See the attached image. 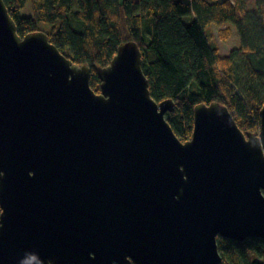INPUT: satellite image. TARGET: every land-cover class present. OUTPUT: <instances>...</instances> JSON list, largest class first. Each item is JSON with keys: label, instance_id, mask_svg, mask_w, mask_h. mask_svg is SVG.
I'll use <instances>...</instances> for the list:
<instances>
[{"label": "water", "instance_id": "water-1", "mask_svg": "<svg viewBox=\"0 0 264 264\" xmlns=\"http://www.w3.org/2000/svg\"><path fill=\"white\" fill-rule=\"evenodd\" d=\"M96 72L99 92L0 0V264H221L218 236L264 240V104L243 132L198 103L182 142L135 41Z\"/></svg>", "mask_w": 264, "mask_h": 264}, {"label": "trees", "instance_id": "trees-1", "mask_svg": "<svg viewBox=\"0 0 264 264\" xmlns=\"http://www.w3.org/2000/svg\"><path fill=\"white\" fill-rule=\"evenodd\" d=\"M3 2L20 36L40 30L38 26L44 24L50 42L62 54L79 66L88 65L89 84L95 92L100 89L96 67L106 66L121 42L135 41L150 95L156 101H174V110L165 118L183 141L191 136L193 107L198 103L217 101L225 105L244 132L258 127L259 110L264 104V0H254L252 9L249 0H235L234 5L217 0ZM27 4L32 16H21ZM186 15H193V21L184 23L182 17ZM213 22L232 23L237 29L239 51L251 85H244L235 72L236 50L222 66L218 65L205 30ZM235 86L244 90L243 104L232 97ZM217 247L221 264H264V240L260 238L236 241L218 236Z\"/></svg>", "mask_w": 264, "mask_h": 264}, {"label": "rangeland", "instance_id": "rangeland-1", "mask_svg": "<svg viewBox=\"0 0 264 264\" xmlns=\"http://www.w3.org/2000/svg\"><path fill=\"white\" fill-rule=\"evenodd\" d=\"M121 1V0H120ZM212 1V0H207ZM224 1H231V0H217V2H224ZM254 7V0H249V8L252 9ZM21 16H32V10L29 4H27L21 11ZM193 20L191 15H186L182 17V21L186 24L190 23ZM40 31H47V26L44 24H40L38 26ZM46 29V31H45ZM206 35L209 38L210 44L213 46V48L216 51V54L219 59V66L223 65V60L229 58L231 55V52L233 50H236V55L233 57L235 72L240 75V77L243 79L244 85L252 84L245 74L244 71V63L241 56V52L239 51L240 48V37L237 33V30L235 26L231 23H216L213 22L208 25V27L205 29ZM230 61H228V64ZM238 91V93H237ZM241 94H240V93ZM244 90L240 86H235V90L232 89V97L236 98L238 101H240L241 104H243L244 101L242 100L241 96H244ZM227 99L230 101V96L227 95ZM240 103H238L240 105ZM247 108V107H246ZM255 131L251 132H257L258 127L254 129Z\"/></svg>", "mask_w": 264, "mask_h": 264}, {"label": "bare ground", "instance_id": "bare-ground-1", "mask_svg": "<svg viewBox=\"0 0 264 264\" xmlns=\"http://www.w3.org/2000/svg\"><path fill=\"white\" fill-rule=\"evenodd\" d=\"M229 2V4L230 5H234L235 4V0H231V1H228ZM192 16V18L194 17L193 15H191ZM193 21V20H192ZM232 24V23H231ZM237 30V29H236ZM238 33V32H237ZM239 35V34H238ZM240 37V36H239ZM141 66H142V60H141ZM97 68V67H96ZM148 88H149V86H148ZM152 97V96H151ZM153 98V97H152ZM154 99V98H153ZM168 99H170V98H168ZM155 100V99H154ZM165 99H162V100H159V101H156V102H161V101H164ZM174 102V101H173ZM174 105H175V103H174ZM197 105V104H196ZM175 107V106H174ZM194 108V107H193ZM174 110V109H173ZM172 110V111H173ZM167 112H171V111H166L165 112V114L167 113ZM230 112V111H229ZM165 114H164V118H165ZM165 120H166V118H165ZM167 121V120H166ZM168 122V121H167ZM169 124V123H168ZM170 125V124H169ZM171 127V126H170ZM239 127V126H238ZM172 128V127H171ZM192 130H193V126H192ZM243 131V130H242ZM244 132V131H243ZM175 134V133H174ZM191 135H192V133H191ZM177 137V136H176ZM178 138V137H177ZM190 138H191V136H190ZM189 138V139H190ZM179 139V138H178ZM189 139H187V140H189ZM180 141H182V142H185V141H183V140H181V139H179ZM133 264V263H132Z\"/></svg>", "mask_w": 264, "mask_h": 264}]
</instances>
